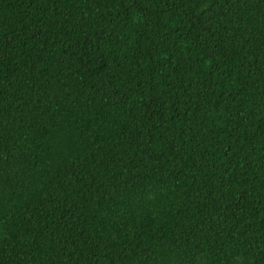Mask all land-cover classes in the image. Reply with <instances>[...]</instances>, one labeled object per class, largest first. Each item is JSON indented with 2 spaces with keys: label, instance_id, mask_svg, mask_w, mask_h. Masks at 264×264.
Listing matches in <instances>:
<instances>
[{
  "label": "trees",
  "instance_id": "1",
  "mask_svg": "<svg viewBox=\"0 0 264 264\" xmlns=\"http://www.w3.org/2000/svg\"><path fill=\"white\" fill-rule=\"evenodd\" d=\"M0 264H264V0H0Z\"/></svg>",
  "mask_w": 264,
  "mask_h": 264
}]
</instances>
